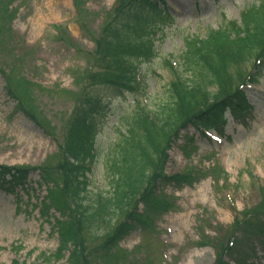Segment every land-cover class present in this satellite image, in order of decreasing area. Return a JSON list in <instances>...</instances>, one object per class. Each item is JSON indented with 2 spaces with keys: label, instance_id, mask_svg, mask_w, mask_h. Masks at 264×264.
<instances>
[{
  "label": "rangeland",
  "instance_id": "obj_1",
  "mask_svg": "<svg viewBox=\"0 0 264 264\" xmlns=\"http://www.w3.org/2000/svg\"><path fill=\"white\" fill-rule=\"evenodd\" d=\"M118 1L0 0V167L28 172L21 188L0 189V264H70L68 248L58 253L61 245L54 227L64 215L52 209L40 212V201L48 187L44 182H54L51 172L59 174L56 181L63 178L57 165L66 124L79 92L96 84L92 78L86 85L90 80L85 78L86 70L93 75L101 69L91 60L94 39L111 20ZM255 3L156 1L172 18L165 17L168 25L155 36V56L136 65L141 79L137 95L119 93L110 79L96 84L106 108L95 119L96 153L88 163L87 201L98 192H112L108 166L121 149L118 130H125V121L137 108L156 120L161 104L169 100L171 82L179 72L183 79L189 76L181 58L186 36H203L226 21H239L241 12ZM255 57L228 68L229 83L223 77L227 91L239 88L246 94L250 105L239 118L242 124L227 113L224 124L207 126L209 134L190 126L181 129L167 152L165 172L181 173L182 178L157 188L168 202L149 225H134L115 246L106 242L117 221L111 223V215L105 218L108 222L96 216L83 224L89 264H215L229 234L239 237L240 230L233 233L235 220L258 209L264 216V65L255 68ZM251 71L259 80L247 87ZM7 81L29 114L17 110L18 100L7 93ZM217 89L205 88L211 96ZM252 242L247 248L250 262L264 264V235ZM223 259L238 264L229 255Z\"/></svg>",
  "mask_w": 264,
  "mask_h": 264
},
{
  "label": "trees",
  "instance_id": "obj_2",
  "mask_svg": "<svg viewBox=\"0 0 264 264\" xmlns=\"http://www.w3.org/2000/svg\"><path fill=\"white\" fill-rule=\"evenodd\" d=\"M155 4L154 0L118 1L111 20L95 39L92 60L101 69L93 75L86 71L85 78L90 80L86 85L92 83V78H96V84L110 79L111 88L119 93H133V76L137 70L134 60L153 56V38L160 27L157 17L165 13L160 9L155 10ZM146 5H152L153 9L146 12ZM187 41L181 58L189 76L183 79L184 73H180L174 78L169 85V100L161 104L156 120L152 117L147 119L146 111L137 108L132 117L125 121V131L118 134L117 144L121 149L119 154L110 158L108 166V174L111 175L108 182L113 185L112 192L108 195L98 192L89 201L86 197L89 185L87 172L88 163L96 153L95 119L99 113L105 112L106 107L105 100L97 93L96 87L99 85L95 84L94 89L79 92L66 124L62 158L57 165L63 172V178L58 182L59 174L55 171L58 176L55 177L51 172L49 177L55 184L53 181H45L49 185L47 201H41L39 209L45 213L53 209L60 216L64 215L65 220L55 221L54 227L61 245L58 253L62 248H68L67 260L70 264H89L81 237V226L94 217L103 220L111 215V223L117 220L110 228L106 241L113 246L123 240L134 225H149V221L155 218L168 202L157 192L158 185L182 178L178 173H165L167 152L181 129L190 126L199 130L213 121H222L226 109L234 118L246 110L244 92L236 88L227 91L223 77L229 83L231 76L227 73L228 68L254 56L255 60L262 57L264 0H256V4L245 8L239 21L225 22L216 30L206 32L205 36L190 37ZM212 85H218L215 96L205 90ZM6 89L8 94L18 100L17 109L29 114L8 81ZM133 100L135 103V97ZM27 175L25 169L1 166L0 189L11 191L22 187ZM261 211L255 210L252 215L244 213L240 222L235 220L233 233L240 230L239 237L234 239L233 234H229L215 264H225V255H229L238 264H253L249 260L247 248L253 246L254 238L264 235V216H260ZM106 220L103 221L108 222ZM208 243L213 246L212 242Z\"/></svg>",
  "mask_w": 264,
  "mask_h": 264
}]
</instances>
